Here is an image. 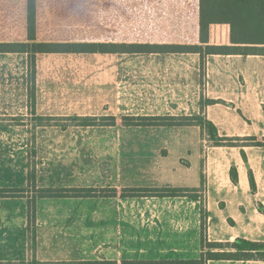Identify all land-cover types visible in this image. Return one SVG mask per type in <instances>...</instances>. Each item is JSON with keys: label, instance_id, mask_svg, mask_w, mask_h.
<instances>
[{"label": "rangeland", "instance_id": "1", "mask_svg": "<svg viewBox=\"0 0 264 264\" xmlns=\"http://www.w3.org/2000/svg\"><path fill=\"white\" fill-rule=\"evenodd\" d=\"M153 1L161 9H152ZM174 3L37 0V38L174 43L190 33L176 31ZM25 38L26 0H0V40ZM203 59L200 107L207 101ZM191 90V81L151 64L145 55L38 53L34 65L24 53L0 55V188L21 189L27 197L43 187L117 190L114 197L37 199L32 221L25 197L0 198V264H110L99 255L96 261L95 242L117 231L128 210L123 190L173 186L167 178L191 169L194 158L202 171L205 156L214 151L198 125H128L139 120L124 116H173L177 119L148 121L185 122L178 117L192 113H183L170 99ZM85 116L94 117L93 125H84ZM197 189L188 193L204 210L203 186ZM206 219L200 238L202 230L207 232Z\"/></svg>", "mask_w": 264, "mask_h": 264}, {"label": "crops", "instance_id": "2", "mask_svg": "<svg viewBox=\"0 0 264 264\" xmlns=\"http://www.w3.org/2000/svg\"><path fill=\"white\" fill-rule=\"evenodd\" d=\"M178 14L182 17L179 24L182 31L188 24L191 30H197L196 9L191 10V17H187L189 13L182 8ZM224 42V37H218L216 41L212 32L211 44L221 45ZM14 54L20 53H0L3 56ZM129 54L135 57L145 55L151 64H161L174 76L191 81V93L175 97V100L170 99L176 103L177 109L185 111L183 113L202 114L216 126L220 136L254 137L264 142V54L206 55L203 59L206 87L203 98L221 102L205 104L202 108L201 93L197 91L199 53ZM232 142L231 145H214V151L205 156L202 171L200 160L194 158L191 169H179L166 182L174 187L203 186V207L208 215L206 235L209 241L227 242L236 237L264 241V213L257 209L256 203L259 201L264 206V146L250 145L247 140ZM242 151L246 160L242 157ZM232 166L237 170L235 183L230 176ZM249 170L255 180L254 190L249 183ZM125 199L128 210L120 215L117 231L97 237L96 261L101 259L98 255L102 260L115 264L134 260L199 258L201 201L198 197L145 196ZM62 258L69 259L65 256ZM207 264H264V261L210 260Z\"/></svg>", "mask_w": 264, "mask_h": 264}, {"label": "trees", "instance_id": "3", "mask_svg": "<svg viewBox=\"0 0 264 264\" xmlns=\"http://www.w3.org/2000/svg\"><path fill=\"white\" fill-rule=\"evenodd\" d=\"M152 9H161L160 3L153 1ZM147 5H145L146 7ZM173 21L178 32H190L177 39L176 42L157 43H114V42H87V41H40L37 38V0H26V38L21 41L0 40V53H24L34 65L35 54L38 53H132V52H197L205 57L208 54H264V0H175ZM185 9L191 17V10H197V30H191V25H185L181 30V16L178 11ZM169 11V10H168ZM170 12V11H169ZM167 12L160 17H166ZM186 18V16L184 17ZM166 21V20H165ZM165 21H160L164 26ZM213 27V30H212ZM212 32L215 40L224 37L221 45L212 43ZM192 42L194 44H192ZM221 102V100L207 99L205 104ZM205 104L201 105L203 107ZM94 118V117H93ZM92 117H83L84 125L90 123ZM113 118V116H111ZM185 122L178 123H149L150 119H170L173 116H124L125 120H139L137 123L128 125H198L207 131L209 139L214 145H231L233 140H247L250 145L264 146V142L249 138H230L220 136L216 126L201 114L192 116H180ZM91 120V121H92ZM242 157L246 160L244 151ZM231 180L237 181V170L235 166L230 170ZM249 183L254 190L255 180L249 170ZM36 194L27 197L23 190L14 188H0V198L25 197L29 221L34 219L37 199L40 198H90V197H114L117 195L115 188L110 191L97 190L91 187H43L35 189ZM198 192L197 188H184L174 186L163 187H130L125 188L121 197H176L189 196L196 199V195L188 192ZM106 192V193H105ZM257 209L264 213V207L257 204ZM207 212L201 209V220H205ZM263 260L264 241H255L244 237H236L232 241L219 242L209 241L204 230L201 231V253L197 259H161V260H134L124 261L123 264H207L210 260ZM110 264H115L109 262ZM91 264H99L92 262Z\"/></svg>", "mask_w": 264, "mask_h": 264}]
</instances>
